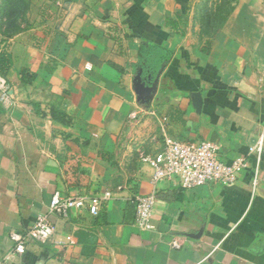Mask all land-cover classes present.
<instances>
[{
  "label": "crops",
  "instance_id": "0c3cea01",
  "mask_svg": "<svg viewBox=\"0 0 264 264\" xmlns=\"http://www.w3.org/2000/svg\"><path fill=\"white\" fill-rule=\"evenodd\" d=\"M64 19L4 48L12 66L0 75V261L264 264V155L254 189L250 154L264 131V0H76ZM151 46L172 57L144 103L135 78L141 69L147 84L157 77L140 65ZM167 137L214 143L218 160L245 157L248 167L233 185H154L145 158L163 153ZM57 193L111 198L97 216L64 218L50 213ZM147 194L156 204L143 230L136 199ZM40 215L54 236L13 256L14 235Z\"/></svg>",
  "mask_w": 264,
  "mask_h": 264
},
{
  "label": "built area",
  "instance_id": "2783aa9c",
  "mask_svg": "<svg viewBox=\"0 0 264 264\" xmlns=\"http://www.w3.org/2000/svg\"><path fill=\"white\" fill-rule=\"evenodd\" d=\"M0 85L6 86L1 80ZM219 147L211 142L183 143L172 138L165 139L164 152L154 158H145V161L154 168L151 182L156 185L165 180L177 178L182 188L193 189L210 183L233 185L238 181L242 171L248 167L245 157L237 158L232 164H224L218 160ZM250 154L256 158L254 189L258 184L259 165L264 155V131L258 142L250 148ZM111 198L105 193L103 198L78 196L62 197L57 193L51 200L50 213L66 218L71 210L88 209L94 216L99 214L101 200ZM137 202L136 224L143 230H150L152 215L156 204L154 194L139 195ZM56 228L46 215H40L32 228L25 234L14 235L16 245L12 255H23L31 242L45 243L55 234ZM8 260L0 261L5 264Z\"/></svg>",
  "mask_w": 264,
  "mask_h": 264
},
{
  "label": "rangeland",
  "instance_id": "374dc122",
  "mask_svg": "<svg viewBox=\"0 0 264 264\" xmlns=\"http://www.w3.org/2000/svg\"><path fill=\"white\" fill-rule=\"evenodd\" d=\"M75 1L26 0L21 10H11L9 0H0L1 48L4 49L12 38L28 30H43L46 27L60 29Z\"/></svg>",
  "mask_w": 264,
  "mask_h": 264
},
{
  "label": "trees",
  "instance_id": "16d2710c",
  "mask_svg": "<svg viewBox=\"0 0 264 264\" xmlns=\"http://www.w3.org/2000/svg\"><path fill=\"white\" fill-rule=\"evenodd\" d=\"M11 4V10H21L23 3L26 0H9ZM170 22V21H169ZM170 24L176 29L175 22H170ZM172 57V54L164 49H161L156 46H151L149 48H142L140 52V65L144 69L145 73H150L155 77L162 65L168 63ZM12 66L11 55L8 53L6 49L1 48L0 41V75L5 76L9 69ZM21 75L23 80L33 78L30 75L28 70H22ZM25 78V79H24Z\"/></svg>",
  "mask_w": 264,
  "mask_h": 264
},
{
  "label": "water",
  "instance_id": "95a60500",
  "mask_svg": "<svg viewBox=\"0 0 264 264\" xmlns=\"http://www.w3.org/2000/svg\"><path fill=\"white\" fill-rule=\"evenodd\" d=\"M164 68L165 67L163 66L154 81L149 84H147V80H151L152 76H148V78L146 79L143 76V70L141 69L139 71L137 77L135 78V86L140 101L149 103L150 100L154 97L158 89L160 75L163 72Z\"/></svg>",
  "mask_w": 264,
  "mask_h": 264
}]
</instances>
